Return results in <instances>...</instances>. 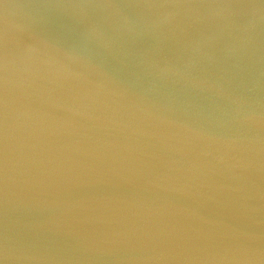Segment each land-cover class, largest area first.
<instances>
[{
  "label": "water",
  "instance_id": "obj_1",
  "mask_svg": "<svg viewBox=\"0 0 264 264\" xmlns=\"http://www.w3.org/2000/svg\"><path fill=\"white\" fill-rule=\"evenodd\" d=\"M0 264H264V0H0Z\"/></svg>",
  "mask_w": 264,
  "mask_h": 264
}]
</instances>
